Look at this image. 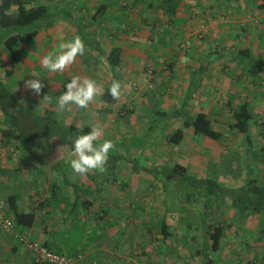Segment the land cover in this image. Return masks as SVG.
Listing matches in <instances>:
<instances>
[{"label":"crops","instance_id":"obj_1","mask_svg":"<svg viewBox=\"0 0 264 264\" xmlns=\"http://www.w3.org/2000/svg\"><path fill=\"white\" fill-rule=\"evenodd\" d=\"M257 1L181 0L176 14L169 16L166 13H161L159 9L152 8L150 0H147V3L140 4L135 9L133 6H129L130 9H127L125 14L119 10L117 17H112V15V18L107 20L110 28H107L105 23L99 26L82 24L89 31L87 37L92 44L90 50L93 55L98 52L92 47L96 44L103 51L110 49L113 45L122 50L119 81L122 89L125 90V96L123 97L124 93L121 92V100L114 105L124 108L128 106L133 110L128 118L121 120L122 123H130L132 128L138 126L139 123L145 126L143 131H133L130 134L131 139L139 135H146L152 122H150L149 115L139 114L141 112L139 107L150 104L151 110L157 107L171 112L177 108L180 109L184 99L187 98L186 110L189 111L191 117L199 112H205L213 119V113L219 112L216 119L221 122V127L225 125L227 127V137L220 143L222 144L221 150H219V142L212 140L211 143L206 144L196 143L195 140L199 139V136L193 133L195 140L189 141L185 146L191 148L182 153L180 150L183 148V144L179 147L169 148L165 143L166 135L158 128L154 134H162L160 148L163 151L168 150V153L170 149L175 151L179 159H185L189 154L188 160H193L196 169L200 168L198 173L203 176L207 174L209 167L219 163L222 158L231 162L234 157H237L239 151L245 148V144L243 136L238 133L235 135L241 138L242 145L240 146V139L234 134L233 140L234 137L237 140H234V143L231 142L232 134H230L228 126L233 122V119L230 107L234 109V106L239 103L247 102L251 111L264 112V66L260 64V61L264 62V8L260 9ZM127 16H130L129 26ZM102 29L104 37H106L104 30L107 31L110 43H105L102 38L100 40V35L94 36V41H92L90 36L95 35L96 31L99 34ZM72 32L73 29L68 21L66 23L57 21L52 33H48V35L41 33L30 46L26 47L25 55L20 63L22 71L17 70L9 77L19 79L13 83L12 88L10 85L7 86V89L17 98L19 96L26 100L18 99L20 102L26 104V102L34 100L32 102L34 111L36 110L34 104H38V107L41 105V108L45 110L47 104L42 102L43 94H35L26 87L25 81L37 78L31 75V71L40 64L43 72L41 76L47 81H54V84L49 87L53 102L47 101L54 110L50 116L65 126L81 122L78 106L69 105L64 111L59 109L58 100L66 91V83L73 76L83 78L87 75L84 78L97 79V83L100 85V78L102 79L103 76L100 71L88 75L79 67L77 59L63 72H49L43 66V58L49 54L61 52L60 45L67 38L69 39ZM174 35L179 38L176 39ZM236 54H240V60L237 59ZM7 57L4 52H0V60L5 59L7 65H10ZM200 63H203L207 69L204 72L196 73ZM168 64L173 65V73L168 71ZM254 64L258 66L253 72L251 65ZM75 68L78 70L75 71ZM195 78L196 83L193 81ZM135 79L138 80L139 90L136 88ZM151 79L155 81L156 88L152 91L149 90V95H146L145 92L148 88H145V82ZM44 81L42 80V82ZM191 82H194L192 88ZM21 83L22 85H20ZM167 88H169L168 91ZM156 90L158 91L155 92ZM39 99L41 100L39 101ZM105 107L106 104L97 96L85 110L87 111V120L92 116V118L94 117L92 123L103 128L104 122L97 120L95 116L103 117V114L106 113H103ZM120 107L112 110H119ZM0 117L1 130L5 127L2 125V114ZM26 119L28 120L27 117ZM186 130L190 133L193 132L192 128ZM252 136L256 139V143H260L259 138ZM258 137L264 141L262 135L258 134ZM185 138L186 134L184 133V140ZM0 139L3 142L0 143L4 145L7 143V140L4 143L1 134ZM235 143L237 145L233 146ZM49 145L50 148L46 146L45 140L41 137H37L26 146L22 145L20 139L7 143V158L4 165L0 167V199L5 202L6 212L12 219L13 214L6 203L10 196L16 197L19 212L33 211L36 217L30 228L17 226L14 221L15 226L11 231L6 232L0 229V264L31 263L32 256L29 249L19 240L23 235L32 240L47 243L53 250L68 254L81 249L88 250L89 258L85 260V264H87V260L92 259L91 255H94L92 248L98 250L106 242H104V238L106 239L107 236L106 221L121 224L127 217L130 220L132 217L135 219L138 212L133 203L134 198L139 196L141 190L147 191L150 188L154 190V184L161 183L154 180L151 175L140 179L130 169L129 183L119 190L118 187L125 182H119L112 176L115 175V170L109 171L108 178L103 176V172L97 177L95 170H91L85 175L76 174L69 163V160L74 158L73 151L69 146L58 137L51 138ZM202 145L206 146L207 154L202 151ZM153 146H140L136 150H134L135 148L129 149L134 153H143ZM156 147L154 148L157 150ZM59 162H65L68 166L64 165L65 169L60 167L59 170L57 168ZM230 164L228 168L220 170V182L229 184L235 179L240 184L238 177L235 178L233 174V170L237 167H230ZM187 167L189 168V166ZM63 170H66V173ZM240 170L239 174L244 172L245 168L240 167ZM65 174H70V183L64 181ZM54 184L59 185L60 188L58 200L51 197V188ZM105 189L109 190V193ZM151 197L153 199L154 195ZM82 201H91V203L82 210ZM161 218L162 215L159 221H162ZM100 232L103 234L102 238L92 239ZM119 234L121 233H116L117 238ZM83 238L84 241H82Z\"/></svg>","mask_w":264,"mask_h":264},{"label":"trees","instance_id":"obj_2","mask_svg":"<svg viewBox=\"0 0 264 264\" xmlns=\"http://www.w3.org/2000/svg\"><path fill=\"white\" fill-rule=\"evenodd\" d=\"M79 2L80 0H0V52H4L8 56L7 58L10 63V66L6 67V76L11 77L15 71H22V68L19 67V64L21 63L22 57L25 55L26 47L30 46L41 33H45L47 35L48 33H52L57 21H62L64 23L69 21V25L71 21L72 24L70 27L73 29V32L71 33V36H69L68 40L72 39L76 35H79L84 40L86 46L85 54L83 56H77L76 58L78 60L77 62L79 67L85 72H102V79L100 78L102 94L99 95L98 98L106 104V107L103 109V113H116L115 115L119 119H126L129 117V115H131L133 110L129 109L128 107H120L119 110L113 111L112 106H114L116 102H119L122 97L120 95L118 99H115L111 96L109 91L113 81L120 80L119 74L121 73L120 67L122 50L120 47L113 45L110 49L103 51L99 45L96 44L92 47H94L98 52H96V55H93L90 50V46L92 44L89 42L87 37V33L89 31L84 25L82 26L81 21L83 18H87L89 20V24L99 26L113 17L110 15L111 10L112 13L122 10V13L125 14L127 13V9H130L129 6H133V9H135L138 7V5L147 3V0H83V9L82 5L78 6ZM180 2L181 0H150L152 8L159 9L161 13H166L169 16L176 14L177 8L180 6ZM257 5L260 9L264 8V0H258ZM79 14L80 16L78 17ZM129 20L130 16H127V21ZM129 24L130 21L128 22V26ZM240 53H242V51H240ZM237 59L240 60L241 57L238 56ZM0 62L3 63L2 60H0ZM260 64L261 66H264L263 61H260ZM257 66V64L251 65V71L254 72V69ZM37 67L38 66H36V68ZM38 68V71L36 69L35 70L40 72L41 68ZM167 69L170 73H173L172 64H168ZM206 69L207 67H205L203 63H200L196 73L204 72ZM41 73L43 72L41 71ZM94 80L97 81V79ZM193 81L196 83V78L193 79ZM151 82L154 87L155 81L151 80ZM167 83H169V81H167ZM192 84L193 85L191 88L194 86V82ZM153 87L152 85L150 86L151 89ZM149 90L150 89L148 88L147 92H145L146 95H149ZM166 90L168 91L169 88ZM121 92L124 93V97L125 90L122 89ZM187 101V98L184 99L181 108H177L171 112L160 108L158 109L157 107L155 108L156 110H152L151 113L152 115L154 114L155 117L153 122H151L148 133L144 136L154 135V132L158 128L163 127L164 129L172 125L176 126L177 121L181 120L180 127L175 128L169 132V134H165V143L169 148L172 149L174 147H179L182 144L184 139L183 129L185 128H192L193 133L196 136H205L212 141L219 142V144L222 143L227 136L226 132H224L220 126L221 122L216 119V115L219 112L213 113V119L210 118L205 112H199L195 116L191 117L189 116V111L186 110L188 105V103H186ZM85 110L86 109L79 108V116L81 120L80 124L77 123L75 125L71 124L68 126L59 124L57 120L50 115L43 117L36 114L34 112V106L32 102H26V104L20 102L16 95L7 89L4 81L0 79V114H2L3 117L2 125L5 127L0 130V134L4 138V143H6V140L8 143L11 140L14 141L20 139L22 145L26 146V144L34 141V139L37 137H41L45 140L46 146L50 148V139L53 137H58L63 143L69 146L71 151H73V142L77 136L90 131V126L95 125L92 123V116H90L89 120H87L88 116L86 115L87 111ZM230 110L232 111L231 118L233 119V122L229 123L228 126V129L231 131L230 134H241L244 138L245 144L243 155L246 157V170L241 172V174H239L241 171L240 167H237L233 170V174L236 177L241 176L239 177L242 184L241 188L238 187L233 189V187L226 186L220 182V177L215 179L214 177H206V175L201 177L192 176L193 174L199 175V173L198 171L191 172L186 166L188 163L186 164V162H183L184 158H180L178 162H176L173 166L169 165V167H164L165 165H162L156 166L155 168H141L134 159L136 157L126 158L125 153L120 152L122 146L124 147L129 145L116 144V141H113L115 148L110 152L109 160L106 165V167L110 168L109 170H112L116 168L117 165L119 166V163L122 162L123 159H126L129 161V164L132 163L130 165V169L132 170V173L136 175L144 173L151 175V177L154 176L155 178L162 173H166L169 182H173L177 188H181V192L184 191L185 193L182 196L180 195V200L182 202V204H180L183 207H186V204L193 208L198 207L199 210L197 209L196 212L200 215V218L204 217L203 223L206 225L205 231L211 242L209 250L213 253L218 252L221 249L224 235L234 227V224L233 222L228 223L227 226H225L224 222H219L216 224L214 219L211 217L213 214L212 209L218 207L219 210V208L221 209L222 206H226V203H229V201L232 202L230 206L232 208L234 207L236 212L235 215L238 218L239 216L240 218L242 216L240 213H244V218H248L252 214H255L258 217L259 233H261L260 235L262 240L264 239V144L262 143L260 144L261 146H258L256 143L255 145L256 139L251 133L253 128H260L258 134L262 135L264 138V112L263 116H261L262 112L257 110L251 111V108L247 102L239 103L238 105L234 106V109L230 107ZM17 113L19 114V117ZM20 116H25L28 119L31 118L32 122L37 121V127L34 128L35 131L34 129L29 130V128H26L24 125H22V121L21 123L19 121ZM84 116L86 119H84ZM40 123H42L44 126L41 127ZM34 126H36V124H34ZM144 136L139 135L133 139H141L143 141ZM132 140L131 144H133ZM135 141L141 142L137 140ZM0 142H2L1 139ZM2 143H0V167L4 165L8 152L7 143L5 145ZM137 144L141 143H135L129 148H136ZM241 145L242 144L240 143V146ZM141 146L145 145L141 144ZM190 148L191 147L186 149L184 145L180 152L184 153L185 150H189ZM171 149L169 154L171 153ZM239 154L240 153L237 154V157L241 159ZM233 160H231V162L228 161L226 165L221 167L228 168L229 163H232ZM154 164H158V162L156 161ZM64 165L67 164L65 162H59L57 164V168L60 170V167H65ZM230 165V167L234 166L233 164ZM220 170L216 171L215 165H213L210 171H212V173L218 172L215 175L220 176ZM65 171L66 170H63L64 173H66ZM95 173L97 174V177L101 175V172L98 170H95ZM63 178L65 182L70 183V174H65ZM92 180H94V178H92ZM237 191H239L238 194ZM51 197H53L54 200L59 199V185L56 186L54 184L52 186ZM161 202L163 203V200ZM3 203L5 204L4 201ZM6 203H8L9 210L12 212V217L17 226H21L22 228H30L34 224L36 214L33 211L25 213L19 212L17 209V201L15 196H10ZM90 203L91 201H82V210L86 209L87 204ZM6 211L7 209L5 210V215L9 217L8 212ZM165 217L166 216L161 218V225H159L161 241L158 245V250L160 254L163 253L165 247L164 245L169 244L168 238L172 236V230L169 228V222L165 220ZM184 218L187 217H180V219ZM177 223L182 225L179 221H177ZM183 225L188 227L189 230L193 227L191 224L186 225V223H183ZM147 227L148 232L153 233V229L149 226ZM102 237L103 234L100 232L99 234L94 235L92 239H98ZM193 238L195 239L196 237ZM204 243L206 244V242ZM41 244L43 247L48 248L51 251L53 250L47 245V243L42 242ZM83 250L84 249H81L70 254L81 255L84 253ZM53 251L65 255L68 254L62 251ZM194 253L196 255L203 256L205 264H217V261L210 257L209 253L205 251L197 249L194 251ZM31 258L30 264H51L50 262L38 263L35 261L34 257ZM85 263L86 262L84 261L81 263L78 262L77 264ZM87 264L92 263L87 262ZM243 264H264V260L262 261L259 258L252 257Z\"/></svg>","mask_w":264,"mask_h":264},{"label":"rangeland","instance_id":"obj_3","mask_svg":"<svg viewBox=\"0 0 264 264\" xmlns=\"http://www.w3.org/2000/svg\"><path fill=\"white\" fill-rule=\"evenodd\" d=\"M83 3H84L83 0H80L79 5H78V6L82 5V9H83ZM117 13L118 11L115 13H112V10H111L110 15L111 16L113 15V17H117ZM79 16L80 14L78 15V17ZM87 20H88L87 18H83L81 21L82 24L83 23L89 24V21ZM71 24L72 23L70 21V25ZM105 25L107 26V28H110L108 21L105 22ZM104 32H105L106 37H104L103 29H102V32H100L99 34H98V31H96L95 35L90 36L92 37V41H94V38H93L94 36L100 35V40L102 38V40L105 41V43L107 42L110 43L109 37L107 36V31L104 30ZM177 35L179 36L178 32H177ZM178 36L174 35L176 39L179 38ZM66 41H68V38L65 40V42ZM200 57L202 58V55H200ZM2 61L4 64L0 62V79L4 81L6 86L10 85L12 88L13 83L19 78L12 77L13 78L12 79V78L7 77L5 75L6 74L5 71H6V67H9L10 65H7L5 59ZM21 66L22 64H19V67ZM38 67H41L40 64ZM38 67L37 68L36 66L34 67V70L31 71L32 72L31 75L35 77H39L41 81L45 80L43 82L45 87L43 88L41 93L43 94L42 102L46 103L47 106L45 107V110H43L41 108V105L38 107V104H34L36 105L35 107L36 110L34 112L40 116H42L43 114H45V116H49L54 112L53 107L48 104V102L50 103L53 102L51 98L52 93L50 92L49 87L54 84V81L53 80L47 81L44 77H42L41 72L39 73L37 72L39 69ZM74 70L76 71L77 69L75 68ZM90 72H87L88 75L89 74L92 75V72L91 73ZM151 80H147L145 82L146 83L145 88L146 89L149 88L152 91L155 89V85L153 87ZM135 81H136V88L139 90L140 87L138 85V80L135 79ZM22 83L20 85H22ZM151 85L153 87L152 89L150 88ZM157 91L158 90H156L155 92ZM45 95L48 97V99L44 98ZM18 99L20 101L23 100L19 96H18ZM31 100H33V98H31ZM40 100L41 99H39V101ZM23 101H26V100H23ZM119 107L120 105H114L112 108L118 109ZM139 109H141V112L139 114L143 113L145 116L149 115L150 122L151 121L153 122L155 116L154 114L150 116L151 111H152L151 110L152 106L150 104L146 106L144 105L143 107H139ZM115 114L113 113L110 115V114L105 113L103 114L104 118L100 115L99 116L96 115L95 117H97L96 118L97 120H101L102 122H104L105 126L103 127L102 136H104L108 140L116 141V144L129 145V146H124V147L122 146V148L120 149L121 150L120 152L125 153L126 158L136 157L134 159L139 165V167L141 168L143 167L155 168L156 166H162V165H165L164 167H169V165L173 166L176 162L179 161V158L177 157V153H175V151H171V153L169 154L168 150L165 149V151H163V149L160 148V146H162L160 145L162 134L155 133L154 135H151L150 137L144 136L143 141L141 139L132 140L130 134H132L133 131H136V132L141 131V130L143 131V129L145 128L144 124L139 123L138 126H136L135 128L134 127L132 128L130 126V123H125V122L122 123L121 120L123 118L119 119ZM17 115L19 117L18 113ZM261 116H263V113H261ZM84 119H86L85 116H84ZM19 121L20 123L22 121V125H24L26 128L34 129L35 127H37V121L35 120L36 122H32L31 118L27 120L25 116H22V117L20 116ZM180 121L181 120L177 121V126L172 125L164 129L162 127V128H159V130H162L163 134H166V133L169 134V132L181 126ZM34 124H36V126H34ZM40 125L41 127L44 126L42 123H40ZM221 128L224 132H226L225 131L227 128L226 125ZM259 129L260 128L255 127V129L254 128L252 129L251 133L255 137L259 138L258 141L260 143H257V144L258 146H261L260 144L262 143L264 144V141L261 139V137H258ZM183 130H184V133L186 134V138L185 140L183 139L182 144L183 146L184 145L186 146L189 141H192L193 139L195 140V135L193 134V132L192 133L187 132L186 128ZM235 136L238 138L237 135ZM104 137H101L100 142H103L105 140ZM198 138H199L197 139L198 141L195 140L196 143L201 142L203 144H206V143L212 142L211 140L205 137L204 138L198 137ZM231 138H232L231 142L233 143L237 140V138L235 137H234L235 141L233 140V135H231ZM238 139H240L239 140L240 143L243 142L241 138H238ZM131 140L133 144L141 143L142 145H145V146H153V145L154 146L151 147L150 150L147 149L143 151V153L141 152L134 153V152H131V150L129 149V147L133 146V144H131ZM135 140L141 141V142H136ZM141 144H137L136 145L137 147L134 150L140 148ZM221 145L222 144L219 145V150H221L220 148H222ZM236 145L237 144L235 143L233 146H236ZM255 145H256V142H255ZM154 147H156L157 150ZM202 147L203 148L201 149L204 152V154H207L206 146L202 145ZM188 148L189 147H186V149ZM239 152H240L239 156H241V159H239L238 157H234L233 158L234 160L232 161L231 164H233L235 168L244 167L246 170V167H247L245 166L246 157L243 155V149H241ZM208 154L210 155V153ZM188 156L187 158L183 159V162L188 163L187 166H189V169L191 172L198 171L200 168L197 166L198 168L196 169V166L193 160H188ZM156 161L158 162V164H154V162ZM227 163H228L227 159H224V158L221 159L219 163L215 164L216 171L222 169L223 167L221 166H224ZM131 164L132 163L129 164L128 160L123 159L122 162L119 163V166L117 165L116 168L112 170H109L110 168L106 167L107 171L104 172L103 176L108 178L109 171L115 170V175H113V177L119 182L120 181L121 182L123 181L122 183L125 182L122 186L118 187L120 190V188H122L124 185L129 183V180H130L129 171H130ZM159 168H162V167H159ZM206 168H208V165H206ZM210 168L211 167L208 168L209 171L207 172L206 177H214L215 179L220 177L218 175H215L218 172L212 173V171H210ZM147 176L148 174H144V173L138 174V177L140 179L146 178ZM192 176L201 177L203 175L193 174ZM221 177L223 178V176ZM234 177L235 178L238 177V180L240 181L239 177L241 176H237V177L234 176ZM153 179L160 181L162 184L159 183L158 185L157 183H155L154 190L151 188L148 189L147 191L141 190L139 192V196L134 198L133 203L137 207V212H138L137 217L135 219L134 217H132V220H130V218L127 217L125 218L124 221L121 222V224L119 223L114 224V223L108 222L107 220L106 221L107 228L105 230L107 236H106V239L104 238V242L105 241L106 242L98 250L96 248H92L94 251L93 253L94 255H91V256H93V258L90 260H87V262H91L94 264H205V260L203 259V256L196 255L194 253V251H196L197 249L209 253V256L217 261V264H243L249 258H252V257L259 258L262 261L264 260V239L262 240L261 235H260L261 233H259V226H258L259 221H258V217L255 214L250 215L248 218H244L245 217L243 216L244 213H240V215L242 216L241 218L240 216L238 218L235 215L236 212L234 210V207L232 208L230 206L232 203L230 201L229 203L228 202L226 203V206H222L221 209L219 208V210H218V207L213 208L212 209L213 214L211 215V217L214 219L216 224L219 222H224L225 226H227V224L231 222H233L234 224V227L230 231H228V233L224 235L223 244H222L221 249L218 252L213 253L212 251L209 250V246L211 242L209 240V236L206 234V231H205L206 225L203 223L204 217L200 218V215L196 212L198 207H196L195 205L196 208H193L189 206L188 204H186V207H183L181 205L182 202L180 200V195L182 196L185 193L184 191L181 192V188H177L173 182H169V179L166 173H162L155 178L153 176ZM226 179L227 178L225 177V180ZM238 183L239 182L235 181L234 179L231 182H229V184L227 183H223V184L229 187H233V189L238 188V187L241 188V185H242L241 182L240 184ZM109 189H110V186H109ZM160 189L162 192L160 191ZM105 191L109 193V190L105 189ZM238 193L239 191H237V194ZM151 195H154L153 199ZM162 200H163V203L161 202ZM161 215L162 217L166 216L165 220L169 222V228L172 230V236L168 238L169 244L164 245L165 247H164L162 254H160L158 250V245L161 241V233L159 230V225H161V222L158 220V218H160ZM180 217L181 218L187 217V218L180 219ZM177 221H179L182 225L177 223ZM183 223H186V225L191 224L193 226L192 229H190L191 231L189 230L188 227H185ZM147 226L153 229V233L148 232ZM112 227H113V230H112ZM123 230L124 232H121ZM116 233H121L119 234L118 238L116 236ZM193 237H196V238L194 239ZM32 241H36V240H32ZM82 241H84V238L82 239ZM204 242H206V244ZM88 254H89L88 250L84 251V253L81 254V259L79 263L84 262L86 258H89Z\"/></svg>","mask_w":264,"mask_h":264},{"label":"clouds","instance_id":"obj_4","mask_svg":"<svg viewBox=\"0 0 264 264\" xmlns=\"http://www.w3.org/2000/svg\"><path fill=\"white\" fill-rule=\"evenodd\" d=\"M60 48L62 49L61 52L49 54L42 60L43 66L49 72H63L66 67L74 63L77 56H83L86 52L84 40L79 35L62 43ZM26 87L38 95L42 92L45 85L37 77L35 79H28ZM109 91L113 98L118 99L121 95V83L113 81ZM101 94L102 88L96 80L73 76L66 83V91L59 97L58 106L61 111H64L69 105L87 109L89 104ZM44 98L48 99L46 95ZM102 133V126L91 125L90 131L77 136L74 140L72 153L74 158L69 160L74 173L85 175L91 170H98L99 172L107 171L106 165L110 152L115 148V144L108 139L100 142Z\"/></svg>","mask_w":264,"mask_h":264},{"label":"built area","instance_id":"obj_5","mask_svg":"<svg viewBox=\"0 0 264 264\" xmlns=\"http://www.w3.org/2000/svg\"><path fill=\"white\" fill-rule=\"evenodd\" d=\"M6 204L0 200V229L8 232L11 231L15 224L11 217L5 215ZM20 242L23 243L27 249H29L32 257L38 263L50 262L51 264H77L81 259V255L62 254L49 250L42 246L38 241H32L28 236L23 235L19 238Z\"/></svg>","mask_w":264,"mask_h":264}]
</instances>
